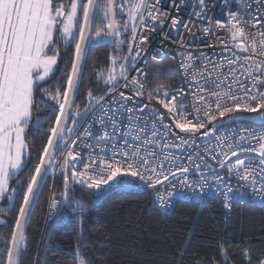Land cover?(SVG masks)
Returning a JSON list of instances; mask_svg holds the SVG:
<instances>
[{"label":"snow or ice","instance_id":"snow-or-ice-1","mask_svg":"<svg viewBox=\"0 0 264 264\" xmlns=\"http://www.w3.org/2000/svg\"><path fill=\"white\" fill-rule=\"evenodd\" d=\"M174 5L179 12L177 0H0V202L16 209L20 198L10 233H0V264H24L32 215L57 172L62 191L57 199L53 186L48 199L52 220L74 218L81 231L89 206L111 191L154 196L164 213L191 200L207 207L215 199L227 212L248 202L264 207V0H241L239 8L224 0L227 15L215 22L213 0L188 2L210 25L200 29L204 47L221 49L219 59L194 55L187 49L195 44L180 37L179 59L162 70L145 58L151 33L168 20L169 33L191 31L167 11ZM97 46L112 47L110 64L95 70L104 88L89 89L82 109L76 101ZM157 56L159 50L152 61ZM164 73L180 81L165 83ZM39 106L48 108L47 121L34 116ZM249 114L257 118L245 120ZM41 127L46 142L36 155L28 136ZM0 225L7 222L0 218ZM53 250L38 249L33 264H49ZM240 259L264 264V250L248 248Z\"/></svg>","mask_w":264,"mask_h":264},{"label":"trees","instance_id":"trees-1","mask_svg":"<svg viewBox=\"0 0 264 264\" xmlns=\"http://www.w3.org/2000/svg\"><path fill=\"white\" fill-rule=\"evenodd\" d=\"M112 51L111 46H97L90 50L80 98L76 101L82 109L87 104L84 97L89 89L94 94H102L97 86L104 88L103 81L96 79L95 70L109 66ZM155 63L162 70L169 66L168 60ZM58 67H64L63 51ZM173 78L167 73L161 77L168 84ZM54 82L62 83L63 79ZM47 112L46 106H39L34 110V116L39 115L47 121ZM28 141L30 151L38 155L46 142L44 128L32 129ZM30 165L31 162L26 165V173L30 172ZM58 182L61 185V181ZM49 187L50 178L32 215L24 264H33V257L37 254ZM19 202L17 197L16 209H12L7 200L0 202V209H3L0 218L7 222V226L0 225V233H10ZM83 222V231L74 218L57 222L48 246L54 250L46 255L49 264H76L74 255H83L95 264H204L213 260L225 264V259L233 264H244L240 257L245 250H264V207L255 204H236L228 216L215 199L207 207L191 200L177 203L170 213L165 214L158 210L152 196L133 191H111L89 206ZM225 251L227 257L222 258Z\"/></svg>","mask_w":264,"mask_h":264},{"label":"built area","instance_id":"built-area-1","mask_svg":"<svg viewBox=\"0 0 264 264\" xmlns=\"http://www.w3.org/2000/svg\"><path fill=\"white\" fill-rule=\"evenodd\" d=\"M188 2L195 4L196 0H186L185 4H180L179 0H177V5L179 6L180 11L179 12L175 11V7H176L175 5L171 8H168L167 11H169L171 13V16H179L182 19V22H186L188 24V29H190L191 31L189 32L188 30H185L182 28L180 30V32L171 31L169 33L170 20L166 21L164 28L161 32L151 33V35H150V40H149V45H148L149 55L145 58L148 59L151 63L160 62L163 60H168L169 61L168 68L173 67L176 64V59H179L178 53L181 50H183V49H181V45L179 43L180 37H183L185 41H192L195 44V47L187 49V51H191L194 55L197 52H205L213 60L219 59V53H220L221 49L218 48L214 51L212 49L204 47V42L208 40V37L204 36L203 32L200 31V29H202L203 27L210 26V25L204 20L203 17H200L199 19H197L196 16L193 14V12L191 10L187 9V3ZM223 3H224V0H213L214 6H213L211 13H210V20L212 22H215V20L218 18L223 20L226 17L227 13L223 9ZM229 6H236L238 8L241 7L242 6L241 0H230ZM164 33H169L170 39H163ZM192 33H195V36H196V39L194 41L192 40ZM218 35H219V33H218ZM213 42H214V40H213ZM157 50L160 51V56H165L167 58L161 59L160 56H157V60L152 61V56L157 55ZM173 57H176V59H173ZM131 75H132V71L130 70L129 76H131ZM179 81H180V77L177 75V76H174V78L172 79L170 84L174 85L175 83H177ZM118 90H123V91H126L129 94H131V90H126L123 88H120ZM105 91H107V89H105ZM113 96H115V93H113ZM108 99H110V97H108ZM136 99H137V101L142 102V103H149V101L147 100L146 97H137ZM129 103H131V102H129ZM151 103L154 105L155 101L153 100V101H151ZM145 111H147V110H145ZM256 118H257L256 116L251 115V114L244 116L245 120H254ZM232 127L235 128L236 125H233ZM244 127L253 128V127H259V125L246 123L244 125ZM58 180H60L59 172L56 173L55 179L50 177V187H49L48 199L53 194V192H52L53 186H56V189H57L56 198L57 199L60 198L58 193H59V191H62V187L60 185V182H58ZM233 183H235V181H233ZM152 197H153V200L155 202V205L157 206L156 198L154 196H152ZM241 204H254V203L248 202V203H241ZM255 205H259V204L256 203ZM172 210L173 209H169V211L167 213H170ZM224 210H225V208H224ZM159 211L161 213H164L161 210H159ZM225 212L228 216L230 215V212H227L226 210H225ZM167 213H165V214H167ZM52 215L53 214L50 213L48 203H47L46 213H45V218H44V223H43V230H42L41 239H40L41 241H40L38 249L48 248V246H49L50 235L52 234V230H53V223L57 224V222H58V221L52 220ZM41 256L42 257L44 256L43 252H41Z\"/></svg>","mask_w":264,"mask_h":264}]
</instances>
